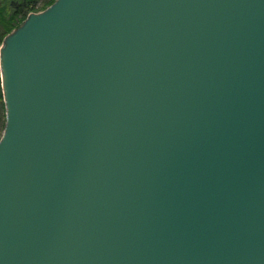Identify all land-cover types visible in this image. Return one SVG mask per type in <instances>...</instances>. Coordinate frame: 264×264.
<instances>
[{
	"label": "water",
	"instance_id": "water-1",
	"mask_svg": "<svg viewBox=\"0 0 264 264\" xmlns=\"http://www.w3.org/2000/svg\"><path fill=\"white\" fill-rule=\"evenodd\" d=\"M0 80V264H264V0H54Z\"/></svg>",
	"mask_w": 264,
	"mask_h": 264
},
{
	"label": "trees",
	"instance_id": "trees-1",
	"mask_svg": "<svg viewBox=\"0 0 264 264\" xmlns=\"http://www.w3.org/2000/svg\"><path fill=\"white\" fill-rule=\"evenodd\" d=\"M52 1L54 0H44L41 7L38 6L39 0H5L2 3L0 2V44L3 37L19 25L29 12L43 9ZM0 101L1 107H3L1 87Z\"/></svg>",
	"mask_w": 264,
	"mask_h": 264
},
{
	"label": "rangeland",
	"instance_id": "rangeland-1",
	"mask_svg": "<svg viewBox=\"0 0 264 264\" xmlns=\"http://www.w3.org/2000/svg\"><path fill=\"white\" fill-rule=\"evenodd\" d=\"M5 0H0V2L2 3V2H4ZM44 2V0H39V2H38V6L39 7H41V5H42V3ZM49 5V4H48ZM8 9V8H7ZM44 9V8H43ZM40 10H42V9H40ZM40 10H36V11H40ZM32 12V11H31ZM23 21V20H22ZM21 21V22H22ZM18 26V25H17ZM16 26V27H17ZM2 42V41H1ZM1 45V44H0ZM0 83H1V80H0ZM0 87H1V84H0ZM2 91V90H1ZM2 101H3V97H2ZM3 107H4V103H3ZM3 107H1V101H0V135H1V133H2V127H4L3 126V122L5 123V121H4V119H5V117H4V114H5V108H4V110H3Z\"/></svg>",
	"mask_w": 264,
	"mask_h": 264
}]
</instances>
